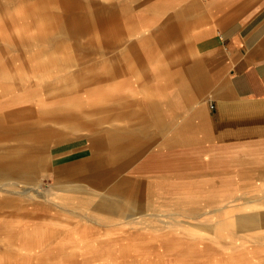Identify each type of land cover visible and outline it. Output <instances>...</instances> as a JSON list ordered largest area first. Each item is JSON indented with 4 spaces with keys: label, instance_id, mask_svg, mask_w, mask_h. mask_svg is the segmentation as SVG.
I'll list each match as a JSON object with an SVG mask.
<instances>
[{
    "label": "rangeland",
    "instance_id": "obj_1",
    "mask_svg": "<svg viewBox=\"0 0 264 264\" xmlns=\"http://www.w3.org/2000/svg\"><path fill=\"white\" fill-rule=\"evenodd\" d=\"M133 2L0 0V264H246L242 229L229 238L224 218L210 228V213L182 196V164L168 182L130 173L150 130L115 133L126 122L99 111L106 67L130 61V14L147 0ZM167 6L141 15L134 33ZM81 146L91 151L56 168L54 154Z\"/></svg>",
    "mask_w": 264,
    "mask_h": 264
},
{
    "label": "crops",
    "instance_id": "obj_2",
    "mask_svg": "<svg viewBox=\"0 0 264 264\" xmlns=\"http://www.w3.org/2000/svg\"><path fill=\"white\" fill-rule=\"evenodd\" d=\"M145 3L136 2L130 14V61L115 60L104 71L99 111L126 122L116 124L115 133L150 130L126 163L149 149L130 164L132 175L168 182L162 176L182 164V196L194 198L196 212L210 213V228L224 218L229 238L231 229H242L246 264H264V0ZM157 5L168 6L153 13L143 34L134 33L141 15L150 16ZM128 100L140 109L124 111ZM86 149L54 154L56 168ZM224 204L225 217L219 216Z\"/></svg>",
    "mask_w": 264,
    "mask_h": 264
},
{
    "label": "bare ground",
    "instance_id": "obj_3",
    "mask_svg": "<svg viewBox=\"0 0 264 264\" xmlns=\"http://www.w3.org/2000/svg\"><path fill=\"white\" fill-rule=\"evenodd\" d=\"M140 133V132H139ZM32 188H33V186H32ZM35 188V187H34ZM40 188V187H39ZM26 189H28V188H26ZM41 190V189H40ZM18 191H21V190H18ZM37 191H39V190H37ZM36 191V192H37ZM114 191H116V194L115 193H110V192H108V193H106V195H107V197L108 198H111V197H114V195H116L117 196V190H114ZM37 193H39V192H37ZM43 193V192H42ZM49 193L48 192H45L44 193V199L46 198V200H50V199H54V201H57L53 196H51V195H48ZM80 203V202H79ZM123 203V202H122ZM129 203H130V205H132L133 203L131 202V201H129ZM81 204V203H80ZM88 217L89 218H91V219H96L95 218V216L93 215V214H90V215H88ZM221 228V227H220ZM224 229V228H223ZM223 229H220V230H217V232H218V234H220V235H224V233H225V230H223Z\"/></svg>",
    "mask_w": 264,
    "mask_h": 264
},
{
    "label": "built area",
    "instance_id": "obj_4",
    "mask_svg": "<svg viewBox=\"0 0 264 264\" xmlns=\"http://www.w3.org/2000/svg\"><path fill=\"white\" fill-rule=\"evenodd\" d=\"M211 107V106H210Z\"/></svg>",
    "mask_w": 264,
    "mask_h": 264
}]
</instances>
